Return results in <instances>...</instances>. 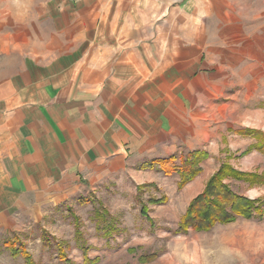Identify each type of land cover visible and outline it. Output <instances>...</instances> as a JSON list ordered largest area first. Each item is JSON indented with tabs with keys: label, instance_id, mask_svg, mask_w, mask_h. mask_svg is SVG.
Listing matches in <instances>:
<instances>
[{
	"label": "crops",
	"instance_id": "obj_1",
	"mask_svg": "<svg viewBox=\"0 0 264 264\" xmlns=\"http://www.w3.org/2000/svg\"><path fill=\"white\" fill-rule=\"evenodd\" d=\"M245 128L264 133V0H0V241L118 185L178 220L222 161L263 169ZM194 150L181 189L142 168Z\"/></svg>",
	"mask_w": 264,
	"mask_h": 264
},
{
	"label": "rangeland",
	"instance_id": "obj_2",
	"mask_svg": "<svg viewBox=\"0 0 264 264\" xmlns=\"http://www.w3.org/2000/svg\"><path fill=\"white\" fill-rule=\"evenodd\" d=\"M244 165L243 160L235 165L226 160L216 170L231 166L264 175V167L257 172L244 170ZM224 174V182L235 192L245 191L249 198L264 200L259 176L246 180ZM124 188L118 185L98 194H80L79 199L54 207L41 224L25 228L15 240L0 241V247L8 251L6 246L13 244L21 251L26 249L34 264H89L87 258L93 260L90 264H264V206L262 213L251 218L239 216L207 231L177 233L179 219L158 217L156 204L148 202L162 194L160 188H139L136 195ZM143 205L151 221L141 214ZM11 254L0 255V264H25L23 254L13 258Z\"/></svg>",
	"mask_w": 264,
	"mask_h": 264
},
{
	"label": "trees",
	"instance_id": "obj_3",
	"mask_svg": "<svg viewBox=\"0 0 264 264\" xmlns=\"http://www.w3.org/2000/svg\"><path fill=\"white\" fill-rule=\"evenodd\" d=\"M238 132L255 137L257 141L253 148L264 154V133L252 128H245ZM251 148L252 147L247 148L241 153V155L249 151ZM208 155L209 154L204 150H194L187 155L182 156L179 164L174 163V156H170L164 159H157L153 163L143 164L142 168H152L154 164H157L166 175L171 174L172 172H177L179 179L176 185L178 189H181L186 183L193 180L200 173V163L206 159ZM225 172L230 174L234 173L241 177L245 176L246 180L249 176H259L257 182L264 183V175L241 172L231 166L224 169V166H222L208 178L203 190L190 200L185 211L179 218L175 232L187 233L189 229L207 231L213 228L216 224L232 222L239 216L251 218L254 213H262L264 200L249 198L243 194L235 192L228 183L224 182ZM146 186H151V184L138 185L137 189ZM166 200L167 197L165 196L148 198V202L151 204L164 203ZM140 212L151 221L145 205L141 207ZM111 231L112 230L107 234L112 233ZM9 249L15 256L19 253L23 254L25 264H34L30 253H28L26 249H22L24 251H21V249H18V247H15L13 244L9 245ZM92 262L93 260L86 259V263L90 264Z\"/></svg>",
	"mask_w": 264,
	"mask_h": 264
}]
</instances>
